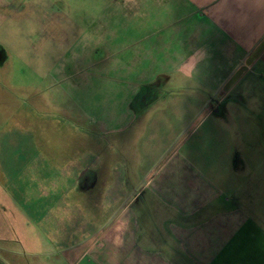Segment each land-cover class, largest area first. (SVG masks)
I'll return each instance as SVG.
<instances>
[{
	"label": "crops",
	"instance_id": "crops-1",
	"mask_svg": "<svg viewBox=\"0 0 264 264\" xmlns=\"http://www.w3.org/2000/svg\"><path fill=\"white\" fill-rule=\"evenodd\" d=\"M105 1L89 64L120 102L105 124L122 138L101 160L91 146L87 172L30 174L56 223L25 214L32 187L14 198L37 229L10 264H264L250 174L264 157V0ZM118 158L154 166L125 174Z\"/></svg>",
	"mask_w": 264,
	"mask_h": 264
},
{
	"label": "rangeland",
	"instance_id": "rangeland-1",
	"mask_svg": "<svg viewBox=\"0 0 264 264\" xmlns=\"http://www.w3.org/2000/svg\"><path fill=\"white\" fill-rule=\"evenodd\" d=\"M105 2L111 3L0 0V264H10V249L18 248V237L34 236V225L56 223L50 218L56 212L47 211L54 201L29 186L30 174L87 172L92 169L88 161L91 146L97 145L101 160L107 148L114 151L111 142L122 138L105 124L109 111L118 116L120 102L107 97L105 84L95 89L89 64L94 12H101ZM258 150L264 148L258 145ZM109 155L115 159V154ZM261 159L258 156L250 163V174L255 175L256 204L263 206ZM96 164L97 172L102 164ZM142 164L144 170L137 173L134 168ZM117 165L125 174H146L154 162L138 159L127 168L118 158ZM29 187L35 189L30 196ZM28 196L34 207L25 214L36 223L30 226L25 225L24 212L13 205L14 198L23 201L27 197V201ZM257 216L264 220V212Z\"/></svg>",
	"mask_w": 264,
	"mask_h": 264
}]
</instances>
